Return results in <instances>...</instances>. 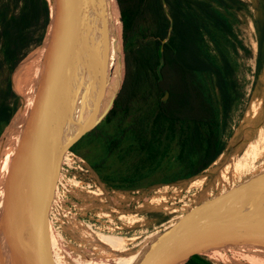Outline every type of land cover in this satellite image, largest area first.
<instances>
[{"label": "rangeland", "instance_id": "374dc122", "mask_svg": "<svg viewBox=\"0 0 264 264\" xmlns=\"http://www.w3.org/2000/svg\"><path fill=\"white\" fill-rule=\"evenodd\" d=\"M225 1L228 7L212 5L229 24L228 32L211 26L212 38L206 36L203 42L211 59L220 63L224 54L235 70L234 100L228 112L209 81L220 110L224 149L219 157L210 164H200L194 156L180 158V140L189 126L164 123L162 132L152 118L144 133L151 142L148 150H139L137 140H126L96 170L83 155L96 162L98 149L91 146L88 151L80 145L79 153L75 148L84 134L104 120L124 81L116 0H40L35 14L39 18L31 19L13 62L6 59L8 42L1 19L7 8L10 14L23 12L24 3L0 0V88L8 92L10 118L0 124V159L5 135L13 143L18 139L16 118L25 105L19 107L37 80L44 84L32 114L55 151L45 190L48 208L41 213L24 201L28 199L21 174L27 169L25 150L21 153L12 146L11 189L22 207L9 204L7 215L0 202V237L9 256L7 264H35V256L41 257V264H59L62 257L75 258L76 253L83 259L95 254V260L111 264L118 257L135 255L131 264H187L192 254L213 264H264V7L258 6L264 0ZM260 46L263 65L259 69ZM32 55L22 74L21 63ZM59 82L64 106L57 128L52 129L48 117ZM28 215L38 218L52 250L50 258L39 248ZM8 219L21 231L19 257L8 245L4 229ZM97 234L122 238L123 248L99 257L100 249L87 245L90 235Z\"/></svg>", "mask_w": 264, "mask_h": 264}, {"label": "trees", "instance_id": "16d2710c", "mask_svg": "<svg viewBox=\"0 0 264 264\" xmlns=\"http://www.w3.org/2000/svg\"><path fill=\"white\" fill-rule=\"evenodd\" d=\"M21 1L23 12L10 14L7 8L1 19V32L8 42L5 55L10 62L15 60L21 38L33 18L34 0H16V4ZM165 1L166 5L163 0H116L122 23L124 81L104 120L84 134L75 146L78 152L80 145L88 151L91 146L98 149V154L94 155L96 162L93 157L89 159L88 154L83 155L96 170L115 156L126 140H137L139 150H148L151 142L144 133L152 118L158 126L164 123L189 126L187 136L180 140V158L194 156L199 158L200 164H210L224 149L220 110L209 84L213 83L228 112L234 100L236 84L231 77L235 70L224 54L220 55V63L211 59L203 42L206 36L212 38L211 26L228 32L229 24L212 2L224 7L228 4L225 0ZM167 8L174 22L173 35ZM34 18L36 21L39 17ZM257 65L259 69L263 65L262 46ZM1 69L0 60V73ZM167 92L169 98L164 101ZM7 95L8 92L0 88V124L9 118ZM130 118L132 121L124 126ZM160 131L163 132V126ZM187 264L213 263L193 254Z\"/></svg>", "mask_w": 264, "mask_h": 264}, {"label": "bare ground", "instance_id": "6f19581e", "mask_svg": "<svg viewBox=\"0 0 264 264\" xmlns=\"http://www.w3.org/2000/svg\"><path fill=\"white\" fill-rule=\"evenodd\" d=\"M91 49H93V44ZM32 57L33 55L27 58L23 63H21L20 70L22 74L26 72ZM43 84H44L43 80L42 81L37 80L34 81L29 86L27 92V99H25L24 103H21L19 107L20 109L21 105H25L23 113H19V116H17L16 118V121L18 123V132H19L18 139L15 140L14 142L15 144H14L13 142H11L12 140L11 138L9 140L8 148L6 149V152L1 154L4 162V166L9 171V185H10L11 184L10 171L12 170L10 160L12 158V146L13 145L18 146L21 149L20 150L21 153H23L25 150L27 169L23 170L21 174L25 178L24 181L26 185V196L28 198L27 199L28 206L30 208L33 207L34 209H39L41 213L47 211L48 208L47 198L45 194L46 185L48 182L47 181L48 180L47 175L49 169L48 167L52 158L53 159L55 158L54 145L51 143L48 135H46V131L40 126L39 122L36 119H34L32 114L33 104L37 99L40 89L43 87ZM56 88H57L56 97L50 107L49 117H48V125L52 129L57 128L59 122L58 116L61 115V112L63 110L62 106H64L62 99V95L64 94L63 84L59 82ZM7 136L5 135L6 139L7 138L9 139V134H7ZM11 194L12 197L9 203L7 204V207L5 208L7 215H9V204L22 207V205H17L19 203L12 189H11ZM200 209L202 210V208ZM27 218L32 228L33 235L36 238L38 242V246L42 250L44 257L50 258L52 250H50V247L47 244L44 233L39 228L37 220L33 219L29 215ZM4 229L7 234V240L10 250L14 253L15 256L19 257L22 253L21 231L18 229V227L14 225V223L11 222L10 219H8L4 224ZM123 242H124L123 239L120 237H113L106 234H97L96 236L90 235V237L87 239V245L89 247L96 250L100 249L99 257H104L105 251L114 252L121 250L123 248ZM94 256L95 254L88 256L87 259H83L80 254L76 253L75 258L67 256L66 259L62 257V259L59 260L58 263L61 264L63 262H69L71 264H111L107 260H101V259L95 260ZM135 256H132L130 258L128 257L126 259H122L118 257L112 264H131L133 262L132 259ZM41 262H42L41 257L40 258L38 256L34 257L35 264H41ZM51 262L52 264H54V261Z\"/></svg>", "mask_w": 264, "mask_h": 264}, {"label": "flooded vegetation", "instance_id": "af4514ba", "mask_svg": "<svg viewBox=\"0 0 264 264\" xmlns=\"http://www.w3.org/2000/svg\"><path fill=\"white\" fill-rule=\"evenodd\" d=\"M8 143H9V139L7 138V143L4 149L2 150L3 153L6 152V149L8 148ZM9 187H11V184L9 185V171L4 166V162L1 156V159H0V202L3 204L5 208L7 207V204L9 203L12 197L11 188Z\"/></svg>", "mask_w": 264, "mask_h": 264}, {"label": "water", "instance_id": "95a60500", "mask_svg": "<svg viewBox=\"0 0 264 264\" xmlns=\"http://www.w3.org/2000/svg\"><path fill=\"white\" fill-rule=\"evenodd\" d=\"M39 1L40 0H34V2H33V7H32V17H34L35 16V14H36V12H37V9H38V5H39ZM163 2H164V4L166 5V1L165 0H163ZM255 5H257V4H255ZM258 6H261V7H264V4H258ZM167 15L169 16V18H170V22H171V32H172V29H173V26H174V22H173V19H172V17H171V15L167 12ZM168 98H169V93L167 92L166 93V95H165V97H164V101H167L168 100ZM10 119V118H9ZM20 183H21V186H22V191L25 189V185H24V183L23 182H21L20 181ZM27 204H28V201H27V199L26 200H24ZM37 220H38V218H36ZM45 236V235H44ZM193 255V254H192ZM191 256V255H190ZM189 256V257H190ZM177 262H179V261H174V263H172V264H177Z\"/></svg>", "mask_w": 264, "mask_h": 264}, {"label": "crops", "instance_id": "0c3cea01", "mask_svg": "<svg viewBox=\"0 0 264 264\" xmlns=\"http://www.w3.org/2000/svg\"><path fill=\"white\" fill-rule=\"evenodd\" d=\"M8 258L9 256L7 255L5 245L2 242L1 237H0V264H7Z\"/></svg>", "mask_w": 264, "mask_h": 264}]
</instances>
